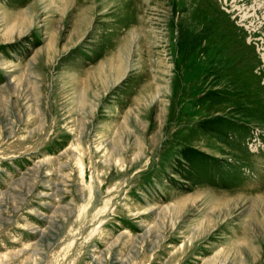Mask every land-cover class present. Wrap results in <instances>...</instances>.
<instances>
[{
  "label": "rangeland",
  "instance_id": "374dc122",
  "mask_svg": "<svg viewBox=\"0 0 264 264\" xmlns=\"http://www.w3.org/2000/svg\"><path fill=\"white\" fill-rule=\"evenodd\" d=\"M0 264H264V0H0Z\"/></svg>",
  "mask_w": 264,
  "mask_h": 264
},
{
  "label": "bare ground",
  "instance_id": "6f19581e",
  "mask_svg": "<svg viewBox=\"0 0 264 264\" xmlns=\"http://www.w3.org/2000/svg\"><path fill=\"white\" fill-rule=\"evenodd\" d=\"M123 1H124V0H123ZM125 1H128V3H130V0H125ZM116 2H117V1H116ZM182 3H183V2H182ZM131 4H132V3H131ZM147 4H148V3H147ZM138 8H139V7H138ZM138 8H137V11L140 13V9H138ZM135 10H136V9H135ZM141 13H142V12H141ZM138 17H139V16H138ZM137 19H138V18H137ZM143 21H144V20H142V22H143ZM135 23H136V21H135ZM138 24H139V23H138ZM138 24H137V25H138ZM144 25H145V24H144Z\"/></svg>",
  "mask_w": 264,
  "mask_h": 264
}]
</instances>
